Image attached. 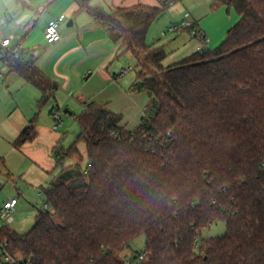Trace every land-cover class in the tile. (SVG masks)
Listing matches in <instances>:
<instances>
[{
    "label": "trees",
    "instance_id": "1",
    "mask_svg": "<svg viewBox=\"0 0 264 264\" xmlns=\"http://www.w3.org/2000/svg\"><path fill=\"white\" fill-rule=\"evenodd\" d=\"M82 1L134 55L149 109L129 130L104 104H85L76 140L57 154L48 207L25 233L0 227V243L19 264H125L121 253L141 235L135 264H264V0H217L240 15L226 39L169 64L165 46L147 37L183 0L113 14ZM182 29L205 42L196 21ZM11 68L41 90L40 107L54 97V82L32 63ZM36 122L15 147L36 138ZM79 141L86 165H65ZM219 220L225 234L203 237Z\"/></svg>",
    "mask_w": 264,
    "mask_h": 264
},
{
    "label": "crops",
    "instance_id": "2",
    "mask_svg": "<svg viewBox=\"0 0 264 264\" xmlns=\"http://www.w3.org/2000/svg\"><path fill=\"white\" fill-rule=\"evenodd\" d=\"M183 1L190 7L189 10H185L184 16L187 12L190 13V18L198 23L199 30L209 40L205 44L201 39L191 35L190 39L184 38L188 47L193 49L192 52L203 49L205 45L209 48L219 46L226 39L228 30L240 18L235 9H228L224 4H218L219 7L215 10L211 7L206 8L207 3L203 6L198 4L197 0ZM85 2L90 8L108 14L115 13L119 8H129L138 4L160 5V0H85ZM82 4V0H37L35 4L31 0H22L19 7L21 12L16 10L17 15L6 22L8 27L11 25V32L17 35L14 42L20 38L24 41L25 62L31 60V63L55 84L54 97L47 102L51 104L50 110L43 111L45 105L40 107L41 90L19 72L10 71L0 82V144L3 141L10 143L16 152H19L16 161L23 164L28 160L27 163L31 167H37L40 170L37 176L40 183L44 181L42 170L54 169L55 154L62 152L57 146L61 134L56 129L54 116L56 106L57 108L63 106L64 111L65 109L71 111H67V114L76 115L84 110L85 104L101 103L121 116V125L133 130L147 113L151 101L146 90L138 89L137 73L132 75L129 71L124 76H119L123 69L136 61L134 55L121 48L120 43L113 39L105 25L90 10L82 7ZM61 14L65 15L63 20L65 24L60 30L62 39L48 44L44 38L45 28L50 19ZM218 18L223 21L219 32L214 29L217 27ZM164 32L173 36L167 29L162 30V35ZM34 50H38V55L32 60ZM187 55L189 54L183 57ZM166 59L164 64L172 63L179 58L173 61ZM6 98H9V101H6ZM35 116L36 138L19 148L15 147L14 140ZM0 162L4 166L8 164L5 155L0 157ZM55 177L50 179L48 187H51ZM39 194L43 195L41 191ZM11 197L15 195H8L7 199ZM17 232L23 233L18 230Z\"/></svg>",
    "mask_w": 264,
    "mask_h": 264
},
{
    "label": "rangeland",
    "instance_id": "3",
    "mask_svg": "<svg viewBox=\"0 0 264 264\" xmlns=\"http://www.w3.org/2000/svg\"><path fill=\"white\" fill-rule=\"evenodd\" d=\"M36 1L37 0H31L33 4H35ZM216 2L217 0H197L198 4L203 6L205 3H207L206 8L211 7L215 10L219 7V5L216 6ZM186 3V1H183L171 6L170 9L159 20L153 23V28L148 35L149 43L153 42L157 45H165V49L168 52V59H166L167 61H173L177 58L181 59L184 55L191 54L193 51L191 47H188L187 42L184 41V38H191L190 34L186 30H176L173 32V36H169L168 33L167 37L162 35L163 29L168 30L170 25L174 23H181L185 10L190 9V7H187ZM21 4L22 0H0V30H2L4 33L9 34L12 31L11 25L8 27L6 22L12 18L13 12L16 10L21 12V10H19ZM231 16L232 12H230V17ZM16 19L17 18H14V20ZM64 24L65 21L60 22L59 30L62 29ZM222 24L223 21L218 18V22L216 24L217 27L214 29L219 32L221 30ZM17 30L18 29H16V31ZM170 57H172V59H170ZM131 67L133 69L130 71V73L135 75L138 68L136 66V61L131 63ZM6 99V101H9V98ZM50 105L49 103L46 104L43 111H49V107H51ZM55 109H57L56 113L60 115L59 118H55V123L57 125L56 129L61 134L59 140L57 141V146L62 150L61 153H63V151L67 150L76 140V137L80 131V126L75 114H67L64 111L63 106L59 108L56 106ZM77 146L79 151L72 156L67 157L65 160V165L75 163L79 160L82 162V167L86 165L88 158L86 154L85 143L83 141H79ZM18 153L19 152H16L15 148L10 143L3 141V143L0 144V157L5 155V158L8 159V164L5 166L0 162V211L8 195H15V197L19 200L17 210L14 213L15 220L9 223L6 220L0 218V227L2 225H9L16 231L18 230L24 233L29 231V229L33 226L36 214H38L40 210H44V204L46 202L44 195L45 188L48 187L50 179L59 174L61 166L58 165V159L60 156L55 154V163L53 165L54 169H51L50 171L42 170L41 175H44L42 178L44 181L40 183L37 179V176H39L38 172L40 170L37 167H31L30 164L27 163L28 160H26L23 164L16 161L19 158ZM23 158L25 157L23 156ZM9 172L13 173L9 174ZM40 191L43 193V195L39 194ZM50 209L51 208H49V210ZM56 221L59 222L57 218ZM225 232L226 223L219 220L214 222L209 228L205 229L202 235L203 237H212L223 235ZM144 245L145 236L141 235L129 244V246L121 253V257L135 264V256L138 251L143 250Z\"/></svg>",
    "mask_w": 264,
    "mask_h": 264
},
{
    "label": "built area",
    "instance_id": "4",
    "mask_svg": "<svg viewBox=\"0 0 264 264\" xmlns=\"http://www.w3.org/2000/svg\"><path fill=\"white\" fill-rule=\"evenodd\" d=\"M17 12H13L12 16H16ZM65 18L64 14H61L59 16L53 17L49 20L45 31H44V38L46 43L53 44L62 39L61 32L59 30V24L61 21H63ZM193 23V20L190 18V13H186L183 17L181 23H174L172 24L168 32L172 33L176 30L191 27ZM167 32H164V35H166ZM17 38V35L14 32H11L9 34H3L0 31V82L5 78V76L12 70L11 68V62L14 60H23L25 55V44L23 39H18L16 42L14 40ZM209 42L208 39L205 40V44ZM38 55V50H34L32 54V60ZM31 64V60L28 62ZM133 68L131 66L123 69L119 76H124L129 71H131ZM55 118H59V115L55 113ZM61 122V121H60ZM18 205V198L11 197L7 199L3 203V207L0 211V218L6 220L7 222H12L14 220V213L17 210ZM48 204H44V208H47ZM200 244V240L196 241V245ZM144 255L141 253L139 255V258L142 259ZM20 261L17 260L11 253H9L6 249V243H0V264H19ZM125 264H132L131 261L126 260Z\"/></svg>",
    "mask_w": 264,
    "mask_h": 264
},
{
    "label": "water",
    "instance_id": "5",
    "mask_svg": "<svg viewBox=\"0 0 264 264\" xmlns=\"http://www.w3.org/2000/svg\"><path fill=\"white\" fill-rule=\"evenodd\" d=\"M67 111H69L68 109H65V112H67ZM69 112H71V111H69Z\"/></svg>",
    "mask_w": 264,
    "mask_h": 264
}]
</instances>
